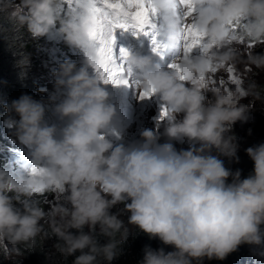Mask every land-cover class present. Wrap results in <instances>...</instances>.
Instances as JSON below:
<instances>
[{
    "label": "clouds",
    "instance_id": "9594fccd",
    "mask_svg": "<svg viewBox=\"0 0 264 264\" xmlns=\"http://www.w3.org/2000/svg\"><path fill=\"white\" fill-rule=\"evenodd\" d=\"M63 6L62 0H20L17 8L15 0H0V12L33 38L58 25L65 42L86 53L85 66L65 59L55 70L60 95L52 111L30 94L5 105L19 116L6 123L31 151L16 159L15 170L0 166V250L19 253L24 245L31 251L36 238L47 235L41 221L52 219L57 250L80 253L72 264H111L131 235L113 212L117 205L130 213L128 224L174 249L146 246L140 264H203L205 257L223 260L245 243L264 246V143L246 149L254 161L247 178L220 158L239 161L233 127L249 120L256 101L264 103V85L252 80L228 90L209 78L239 59L241 42L264 43V0H192V12L182 0H151L154 31L116 33L122 39L114 45L118 61L126 48L128 77L136 76L139 90L160 96L168 120L163 133L145 129L142 140L128 145L107 139L115 134L110 128L124 125L132 113L122 104L125 97L120 99L116 83H105L87 67L100 62L91 36L97 0H71L66 14L59 11ZM188 25L203 41L186 50ZM153 33L162 55L153 51ZM172 54L177 67L169 70L164 58ZM246 61L264 71V52L247 49ZM162 135L167 142H159ZM185 138L192 146L178 150L172 141ZM42 192H58L59 203L45 210L34 198Z\"/></svg>",
    "mask_w": 264,
    "mask_h": 264
},
{
    "label": "trees",
    "instance_id": "16d2710c",
    "mask_svg": "<svg viewBox=\"0 0 264 264\" xmlns=\"http://www.w3.org/2000/svg\"><path fill=\"white\" fill-rule=\"evenodd\" d=\"M35 42L36 39L32 37L26 27L19 28L14 26L10 22L8 15L5 12H0V145L4 147L3 149L0 148V162L2 161L1 157L4 156L9 157L11 162L15 164L17 158L23 159L24 153L31 151L19 141L13 129L6 123L10 117L18 120L19 116L14 112H10L5 105H10L11 101L18 99L23 94L31 95L32 91H34L32 81L34 55L32 53ZM48 116L51 117L52 115L49 114ZM249 122L253 125L251 134H249ZM249 122L243 126L235 124L233 127V133L239 143L237 152L239 161L225 156L222 159L225 166L233 172L237 169L241 170L242 179L247 178L254 171V161L248 155L246 149L264 143V120L252 115ZM51 124L60 125L64 124V121L53 120ZM257 125L259 128L255 131L254 127ZM229 182H231V178H229ZM16 206L18 207L17 204ZM122 220L129 228L131 235L124 245V252L118 255L111 264H140L143 260L146 246H151L153 249L163 247L165 251L174 250L172 246L163 244L158 238L150 239L147 234L137 229L134 225L128 224L126 219ZM41 223L47 235L42 233L38 236L31 251L26 250L24 245H19V253L13 251L21 258L17 264H72L75 256L80 253L77 252L73 256L61 254L56 248L58 239L52 235L54 221L46 219L41 221ZM72 231L75 232L76 230L73 229ZM85 231H88V229L85 228ZM117 238L119 237L117 236ZM100 242L106 243L107 238L100 237ZM245 246L246 243L240 245L236 251L230 253L223 260L205 257L203 264H264V254L258 256L252 252L250 245L249 250L245 249ZM245 251L246 253H244ZM4 254V251L0 250V264H4Z\"/></svg>",
    "mask_w": 264,
    "mask_h": 264
},
{
    "label": "rangeland",
    "instance_id": "374dc122",
    "mask_svg": "<svg viewBox=\"0 0 264 264\" xmlns=\"http://www.w3.org/2000/svg\"><path fill=\"white\" fill-rule=\"evenodd\" d=\"M15 3L17 8H19L20 0H15ZM67 4L68 0H62V5L64 6L59 10L60 13L66 14L70 11ZM153 19L154 21H157L156 17ZM35 39L36 42L32 53L34 55V73L32 75L34 91H32L31 96L37 100H43L46 104H48V110L52 111L55 108V103L59 102L60 95L55 86V70L65 59H71L76 62L78 68L80 66H85L86 53L80 48L67 44L64 40L63 34L58 31V25L55 26L48 35ZM252 48H255L256 51L264 52V43L257 47L256 43L252 41L241 42L239 59L235 62L226 63L222 67H219L210 73L209 78L212 81V86L221 89L237 90L246 88L252 80L264 85V71L255 69L246 61L247 49ZM195 51H199V49H196ZM173 55L174 54L167 55L164 58L163 65L169 70H172L170 65L172 64ZM87 67L91 73H97L93 65H87ZM127 78L129 80L128 84H115V89H118L117 91H119L118 95L120 99L125 97L126 100L125 102H122V104L124 103V106L128 104L127 106L130 107L132 113L129 116V119H125L126 122L124 125H121L120 127L115 126V129L110 128L115 134L111 137H107V139L111 140L114 144L123 143L128 145L135 141H140L143 139L141 134L145 129H152L163 133L165 125L168 122L167 117L162 115L166 105L160 99V96L158 94H154L150 97L141 98L142 91L137 87L136 76L134 75V78ZM40 89H45V91H40ZM207 96L210 100L213 99V94L211 92H208ZM54 97L56 99H54ZM248 99H251V97ZM243 102L247 103L248 100L246 99ZM252 115H256L259 119L264 120V103L256 101L255 108L250 112L249 119H251ZM57 118L60 119L59 117ZM248 122L249 120L247 122L238 121L236 124L243 126ZM252 126L253 125L249 122V129H251ZM257 128H259L258 125L254 127V130L256 131ZM111 131L110 133H112ZM167 139L168 138L166 136L162 135L159 142L165 143L167 142ZM172 142L178 150L188 149L192 146L187 138H185L182 142ZM0 148L3 149V145H0ZM1 158L2 161L0 162V166L7 167L9 170H15L16 164H13L9 157L7 158L2 156ZM220 158L223 159L224 156H221ZM59 195L60 194L58 192H42L35 193L34 198L40 201L41 206L44 207L45 210H48L55 207L59 203ZM17 205L18 207L21 206L18 203ZM113 212L118 213L120 218L126 219L127 222V217L130 213L123 211V205H117L113 209ZM249 245L250 244L246 243L244 248L249 250ZM263 247L264 246L250 245L252 252L258 256H260V254H264ZM7 248L12 249L11 244H7ZM244 253H246V251ZM4 255V264H17L20 262L21 258L15 252H10L9 254Z\"/></svg>",
    "mask_w": 264,
    "mask_h": 264
},
{
    "label": "snow or ice",
    "instance_id": "6c2138e0",
    "mask_svg": "<svg viewBox=\"0 0 264 264\" xmlns=\"http://www.w3.org/2000/svg\"><path fill=\"white\" fill-rule=\"evenodd\" d=\"M71 3V0H68ZM99 7L97 8V16L95 28L91 36L98 44L100 54V62L95 66L97 73L105 83L114 82L116 84H128V76L131 75V69L125 64L128 50L121 48V56L124 58L118 61L114 45L116 37L114 35L117 28H134L148 34L153 30L154 25V9L150 7L151 0H97ZM182 3L189 7V12L194 11L191 7L192 0H182ZM105 10L109 13L104 14ZM187 15V14H186ZM188 32L185 37V47L193 49L199 46L203 37L196 29L195 25H188ZM235 28L236 25H233ZM155 45L153 51L160 53L159 46L153 38ZM171 68H176L177 65L171 64ZM151 91L144 90L141 92V98L150 97ZM162 115H166V109Z\"/></svg>",
    "mask_w": 264,
    "mask_h": 264
},
{
    "label": "bare ground",
    "instance_id": "6f19581e",
    "mask_svg": "<svg viewBox=\"0 0 264 264\" xmlns=\"http://www.w3.org/2000/svg\"><path fill=\"white\" fill-rule=\"evenodd\" d=\"M122 28H117V29H115V33H114V35H115V37H116V33L118 32V31H120ZM151 31H154V30H151ZM118 40H116L115 42H117Z\"/></svg>",
    "mask_w": 264,
    "mask_h": 264
}]
</instances>
